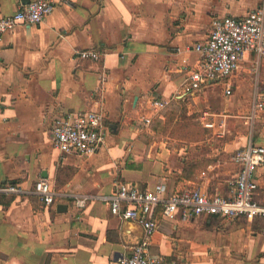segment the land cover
<instances>
[{
  "label": "crops",
  "instance_id": "obj_1",
  "mask_svg": "<svg viewBox=\"0 0 264 264\" xmlns=\"http://www.w3.org/2000/svg\"><path fill=\"white\" fill-rule=\"evenodd\" d=\"M263 2L61 0L42 24L7 33L0 44V187L31 189L46 179L71 197L47 206L0 192V264H120L128 257L142 228L100 201L79 209L74 196L108 195L119 183L226 196L239 170L234 154L250 143L264 147V116L253 113L256 97L264 99V58L249 53L232 77L196 92H187V77L200 61L193 47L214 20L243 19ZM22 5L0 0V17ZM83 50L100 58L81 59ZM89 111L104 116L103 147L89 158L63 156L51 141L53 124ZM192 112L193 129L177 124ZM157 118H175L163 141L153 137ZM255 175L256 200L264 204V165ZM60 204L67 210L58 211ZM157 224L150 256L158 264H264L263 218L157 214Z\"/></svg>",
  "mask_w": 264,
  "mask_h": 264
},
{
  "label": "built area",
  "instance_id": "obj_2",
  "mask_svg": "<svg viewBox=\"0 0 264 264\" xmlns=\"http://www.w3.org/2000/svg\"><path fill=\"white\" fill-rule=\"evenodd\" d=\"M60 2L33 0L20 6L14 14L1 16L0 44L7 33L21 25L42 24ZM193 49L200 54V61L188 74L187 92H196L215 81L229 79L240 69L245 55L249 53L264 58V2L243 19L228 17L214 20L208 38L197 43ZM79 57L98 60L100 53L83 50L79 52ZM226 93L231 94L230 88ZM152 107L160 111L165 105L153 101ZM253 113L264 116L263 98L256 97ZM50 134L53 146L63 156L89 158L96 155L105 143L104 116L97 111L67 113L53 124ZM232 160L239 170L227 181L226 196L208 194L199 189L169 193L165 183L156 185L153 190H141L130 183H119L108 195L74 196V204L79 209H85L91 202H103L108 204L113 216L142 228L141 239L132 247L130 255L120 260V264H158L150 256L151 238L158 230L157 214L164 219L179 214L184 221L191 217H218L223 221L264 219V204L256 200L258 182L255 175L256 170L264 165V147L250 143L237 151ZM0 192L17 197L36 196L47 206L71 197V194L56 189L46 179L38 180L31 189L6 184L0 187Z\"/></svg>",
  "mask_w": 264,
  "mask_h": 264
},
{
  "label": "rangeland",
  "instance_id": "obj_3",
  "mask_svg": "<svg viewBox=\"0 0 264 264\" xmlns=\"http://www.w3.org/2000/svg\"><path fill=\"white\" fill-rule=\"evenodd\" d=\"M185 114L186 113L180 115L179 120L181 121H177V124L187 123L188 124L187 126L193 129V126H195L197 123L194 121L196 113L192 112L191 115L188 114L185 115ZM174 119L175 118H169L168 121L165 119L167 121L166 124H165L166 122L165 120L159 118L153 121V129L155 130L153 137L158 141H163L164 139H166L167 136L171 135V133H169V128L174 123ZM152 139L153 138H150V140Z\"/></svg>",
  "mask_w": 264,
  "mask_h": 264
},
{
  "label": "water",
  "instance_id": "obj_4",
  "mask_svg": "<svg viewBox=\"0 0 264 264\" xmlns=\"http://www.w3.org/2000/svg\"><path fill=\"white\" fill-rule=\"evenodd\" d=\"M22 2H23L24 4H27V3H29V0H22ZM215 82H217V81H215ZM215 82H214V83H215ZM57 210L60 211V212H62V211H66V210H67V206L60 204V205H58Z\"/></svg>",
  "mask_w": 264,
  "mask_h": 264
}]
</instances>
